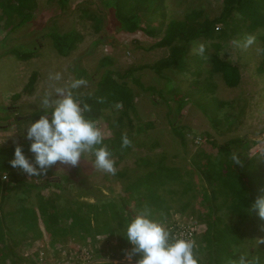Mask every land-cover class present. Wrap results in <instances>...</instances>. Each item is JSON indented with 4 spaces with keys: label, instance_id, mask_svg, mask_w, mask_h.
Returning a JSON list of instances; mask_svg holds the SVG:
<instances>
[{
    "label": "rangeland",
    "instance_id": "obj_1",
    "mask_svg": "<svg viewBox=\"0 0 264 264\" xmlns=\"http://www.w3.org/2000/svg\"><path fill=\"white\" fill-rule=\"evenodd\" d=\"M136 6L139 7V3ZM84 9L91 12L97 11V15L103 19V29L93 26L94 20L85 16ZM221 9L222 0H164L162 6L149 10V23L145 19L140 22L142 26L154 27L151 29L153 34H149L142 30L130 32L118 29L112 16L113 12L107 7L104 10L99 0H68L67 8L63 10L55 0H37V8L33 14L34 22L41 21L40 27L32 22L31 25H22L8 33L5 31L7 29L0 30V146L21 145L27 141L24 138V132L32 122L29 118L30 114L34 111L48 110L45 109L42 101L46 96L52 100L56 99L57 88L71 90L72 94L92 93L106 69H112L111 75L118 83L132 87L136 107V115L131 114L132 125L122 129L118 135L114 134V130H101L102 125L113 123L118 107L102 110L96 120V123H99L96 126L101 133L111 138V156L115 164H118L117 167L114 165L116 169L114 175L97 169L94 163L95 157L90 152L84 153L75 167L57 162L42 176H30L17 168L15 182L8 185V188L16 186V189L9 190L8 195L4 197V209L15 208L20 202V196H24L22 197L24 204L35 200L40 195L39 180H44L63 184L64 190L53 186L45 189V193L53 197V200H57L59 205L71 204L79 197L92 200L96 196L103 200L127 196L167 204L170 209L168 214L154 215L159 217L155 221L163 227L167 225L175 230L181 225L186 226V229L178 230L184 239L202 241V234L206 229L203 224L214 221L207 218L206 214L217 215L222 223L224 221L228 223L230 221L228 217L233 218L231 221L235 223H238L237 219L241 218L244 220L240 229L247 232L248 236L241 240L240 246L244 249L242 250L244 255L249 257L252 263V255L258 256L256 250L264 248V219L259 218L256 211L252 209L251 203L243 206L240 212L230 211L223 202V196L218 194L211 197L213 210L210 212L211 206L205 197L211 195V187L208 183L198 180L193 168L199 165L195 163L196 161H203L204 154H207L208 162L214 160V156L221 159L226 157V154L216 155V151L210 148L207 139H214L221 143L230 138L245 135L249 139L247 155L260 153L264 156V72L259 70L260 54L257 51L263 43L264 26L245 34L256 37L255 44L247 49L233 44L234 40L243 41L246 36L241 33L232 34L231 27L227 31V36L223 38L225 40L203 37L190 42L188 56L191 63L189 70H185V73L165 69L163 76H158L148 67H144L167 58L168 48L156 47L155 44L163 37V25L169 19H182L192 10L201 11L203 17H213ZM43 25L44 28H41ZM54 25L61 31L74 28L82 35L76 47L66 56L57 53L45 30V27ZM218 26L222 27L221 24ZM30 42L36 45H32L35 55L31 58L21 59L8 51L11 47H17L20 50L30 49L31 46L26 44ZM216 43H221L219 48L215 47ZM200 44L205 46L203 55L196 52ZM213 52H216L219 58L228 60L239 67L240 82L237 86H227L220 74L211 71L208 58ZM105 57L110 58V64H101V60ZM75 68L84 69L87 79H83L86 81L84 85L71 89V82L76 80ZM130 69H135L132 74L129 73ZM33 72L36 75L31 77ZM57 73L60 74L59 80L50 78ZM165 76L173 80L171 85L175 93L169 91L160 96L156 92L146 91L140 87L154 85L158 88ZM132 77H139L138 84L133 82ZM206 85L209 89L207 93ZM177 93H192L200 109L195 104L186 103L179 112H176L175 101L165 102L164 100ZM212 96L218 100H229L230 104L220 108L213 103ZM207 108V114L216 109L221 118V123L217 127L207 119L204 113ZM168 109L173 115L167 112ZM169 118L176 119L178 125L189 127V130L184 131V144H181L179 137L171 131ZM141 123L151 125L146 126L144 132H137L135 128ZM123 135H127L132 140L127 148L121 146L119 137ZM26 156L32 162V153L29 150ZM140 156L152 157L160 164H163V158L165 168H171L175 162V165H179L176 169L180 173V181L173 185H171L172 182H168L160 189L146 195L144 194L148 192L146 190L137 188L132 190L131 185L136 182V174H139L142 169L137 171L129 164H133V160ZM138 162L135 164L140 166L141 162ZM149 168L151 171L154 170L152 167ZM200 172L204 174L201 170ZM7 179L0 175L2 182L6 183ZM27 185H36L37 188L30 189L29 194H25L23 190ZM194 186L197 187L194 188ZM203 191H207V194H203ZM116 201L120 203L119 199ZM126 201V204L134 210L133 200ZM161 210L164 211V209ZM37 215L42 218L34 223L37 229L28 231H25L24 227L21 230V227L14 226L20 222L17 214L13 213V216L11 214L9 218L11 220H4L6 221L4 224L12 230L10 233L5 231V241L13 242L8 236L10 234L13 235L14 241L20 240L16 241L19 243L16 251L23 260L20 263H11L7 259L4 264H81L83 261L84 264H95L97 261L100 262L96 264H110L109 262L136 264L140 258L139 254L132 253L130 247L118 246V243L123 242L117 241L114 236L107 239L99 235L98 240L60 236L44 224L41 231L39 224L41 221L44 222L45 216L43 217L39 211ZM151 218L154 217L151 216ZM109 220H113V215ZM63 221L67 224L70 222L68 217H64ZM125 221L126 218L118 225L119 234L122 232ZM252 221L258 222V225L262 223L263 226L258 228L257 232L252 231L256 226V223ZM188 227L199 230V234L196 235ZM211 227L215 229L216 226ZM104 234L106 235L105 232ZM76 247L82 251V257L86 261L78 258L81 253L74 250ZM73 251H77L78 255L72 254L70 258ZM26 255L29 256L26 257ZM129 257L131 259L127 260ZM258 260L259 258H256L254 264ZM232 261L230 258V262Z\"/></svg>",
    "mask_w": 264,
    "mask_h": 264
},
{
    "label": "trees",
    "instance_id": "obj_2",
    "mask_svg": "<svg viewBox=\"0 0 264 264\" xmlns=\"http://www.w3.org/2000/svg\"><path fill=\"white\" fill-rule=\"evenodd\" d=\"M99 1L104 10L107 7L113 12L112 16L116 21L115 23L118 29L130 32L142 30L149 34H153L151 29L154 27L152 25L142 26L140 22L145 19L149 23V10L164 4V0ZM55 2L62 10L67 8L68 0H55ZM137 3H139V7L136 6ZM36 8L37 0H0V30L7 29L5 31L8 33L18 27H22V25H31V23L34 22L33 13ZM84 12L86 17L90 20H94V27L103 29V19L97 15V11L91 12L84 9ZM40 23L34 22L33 24L40 27ZM219 24H221L222 27H219ZM263 26L264 0H222L221 11L213 17H203L201 11L192 10L186 13L182 19H169L163 25L164 35L156 42L155 46L167 47L168 56L164 60L157 61L153 65H145L144 67H148L158 76H163V70L165 69H173L174 71L185 73V70H189L191 63L188 56L190 42L199 40L203 37L212 39L221 38V40H225L223 38L227 36L226 34L230 27L232 34L241 33L245 35ZM41 28H44V25ZM45 30L47 31V35L50 36L55 50L62 56L69 54L76 47L77 42L82 38V35L74 28L61 31L58 26L54 25L45 27ZM260 39H262L261 36ZM26 44L31 46V48L20 50L17 47H11L8 51L21 59L31 58L35 55L34 47H32L34 44L31 42ZM220 45L221 43H216L215 47L219 48ZM260 49H264V35ZM259 54V70L264 72V53ZM208 61L211 66V71L220 74L223 82L227 86L235 87L239 84L240 72L236 64L219 58L216 52L209 55ZM110 63L111 60L108 57L101 60L102 65ZM111 70L112 69L105 70L100 81L97 83L96 89L92 93L82 95L73 94V96L76 100L81 102L82 105L88 104L90 106V111L85 112L84 115L87 119L94 121L95 124H99L96 123V120L102 110L118 107L116 111L117 116L113 123L102 125L101 129L107 131L114 130V134L118 135L122 129L132 125L131 114L136 115V107L134 94L131 90L132 87L118 83L111 75ZM134 70L135 69H130L129 73L132 74ZM74 71H76V79H87L84 69L75 68ZM35 75L36 73L33 72L31 77ZM138 79L139 77H132L135 84H138ZM172 81L170 77L165 76L164 81L158 88L154 85L146 87L142 85L140 87L144 90L146 89V91L156 92L160 96H163V94L169 91L175 93L174 87L171 85ZM191 84L194 86V83L191 82ZM205 89L206 93L209 92L207 85ZM15 97L16 96H14V98ZM212 98L214 99L213 103L220 106V108L230 104L229 100H218L213 96ZM165 99L167 101L170 99L175 101L176 112H179L183 104L186 103L198 106L192 93H177ZM50 112L51 109L34 111L30 114L29 118L31 121H34L42 115H50ZM167 112L173 115L170 109H168ZM207 112L208 110L204 111L207 119L211 124L213 123V125L217 127L221 123V118L216 112V109L211 110L210 114H207ZM169 124L171 131L179 137L180 143L184 144V131L189 130V127L178 125L174 118H169ZM150 125V123L145 125L142 123L137 124L135 129L137 132H144L146 126L149 127ZM102 136L103 141L101 146L108 147L110 151L112 144L111 138H109V135L106 136L102 134ZM119 139L121 140V137H119ZM207 141L209 142L210 148L216 151V155L224 156V154H226V157L222 159L214 156V160H211V162H208L207 154H204L203 161H196L195 163L199 165L193 168L198 180L208 183L211 187V195L205 197L211 206L210 212L213 210V201L211 197L215 196V194L223 196L225 206L232 212H240L243 206L249 205L250 203L252 204L258 196L264 195V156L260 153H250L247 155L248 152L246 149L249 145V139L245 135L233 137L221 143L214 139H207ZM15 146L17 145L0 146V175L4 178H8L6 183L0 180V264H4L7 259L8 261L10 260L11 263H20L23 261L16 251L19 244L16 241L19 239L14 241L13 235L10 234L8 236L13 242L8 243L5 241V231L10 233L12 230L4 224L6 223L4 220H11L9 218L11 214L13 216V213L17 214L19 217L17 218L20 219V222L14 224V226L21 227V230L23 227L25 231L37 229L34 223L39 222V219L42 220L41 216L37 215V211H39L43 217L45 216L44 222L41 221L39 224L41 231L44 228V224L47 228L54 230L55 233L60 236L67 235L87 240H98L99 235L107 239H111V236H114L117 238V241L123 242L118 243V246L130 247L132 249V246L124 237L126 222L134 218L145 207L150 211L151 216L154 217L152 219L154 220L159 219V217L156 216L160 214L166 213L164 215H167L170 210L167 204L149 202L127 196H117L116 198L107 200H103L98 196L92 200L79 197L71 204L65 203L59 205L57 204V200H53V197L45 193V189L49 186H53L64 190L62 187L63 184L44 180H39L38 187H40V195L35 200H30L28 204H24V199L22 198L24 196H20V202L16 204L15 208L13 207V209L5 210L3 206V202L5 201L4 197L8 195L9 190L12 188H14V190L16 189V186L8 188V185L12 184L13 181L15 182L16 169L19 168H13L10 165V161L13 159V150ZM19 146L22 147L24 154L27 155L29 142L25 141ZM133 161V164L129 165L137 169V171L141 169L142 171L136 174V182L134 184L132 183L131 189L135 190V188H137L148 191L144 193L145 195L148 193L151 194L154 190H157L160 186L168 182L173 181L177 183V181L181 179L178 170L167 169L163 166V158V164L154 161V158L148 156H140ZM138 161L141 162L140 166L135 164ZM115 165L117 167L118 164ZM149 167L154 168V170L151 171ZM200 170L204 173L203 175ZM157 178H159V180ZM195 187L197 186H194V188ZM33 188H37V186L27 185L23 191L25 194H29L30 189ZM202 193L207 194V191H203ZM117 199H119L120 203L116 201ZM229 199L230 202H228ZM126 200H128V202L133 200L134 210L126 204ZM161 209H164V211ZM111 215H113V220H109ZM205 216L214 221L206 222L207 229L202 234V241H196L195 244L194 254L200 261V264H239V255L245 254L242 251L244 249H241L240 246L241 240L248 236L247 232L245 233L240 229L244 219H237L238 224L231 221L233 218L227 216L230 221L228 223L226 221L222 223L215 214H206ZM64 217L69 218L70 222L68 224L67 222L64 223ZM124 218H126V221L122 227L121 234H119L117 230L118 225ZM252 222L256 223L252 231L257 232L258 228L263 226L262 223L258 225V222ZM217 224L219 226H217ZM214 225L216 227L212 229L211 226ZM79 231L82 232L80 233ZM210 234L212 235L209 236ZM256 252H258V256L252 255L253 262L251 264H254L256 258H259L256 264H262V260L264 259V248H258ZM230 258H232V262H230ZM246 259L250 261V258L247 256Z\"/></svg>",
    "mask_w": 264,
    "mask_h": 264
},
{
    "label": "clouds",
    "instance_id": "obj_3",
    "mask_svg": "<svg viewBox=\"0 0 264 264\" xmlns=\"http://www.w3.org/2000/svg\"><path fill=\"white\" fill-rule=\"evenodd\" d=\"M255 42L256 37L248 35L243 41L234 40L233 44L247 49ZM257 51L264 53V49ZM196 52L203 55L205 46L200 44ZM50 78L59 80L60 74L57 73ZM85 83L83 79H76L71 82L70 88L76 89ZM56 96L54 100L46 96L42 101L45 109H51L50 115H42L35 119L24 132V138L29 141L28 150L32 153V162L24 154L22 147L17 145L14 147L10 165L13 168L19 167L30 176H42L57 162L75 167L82 155L90 152L95 157L97 169L114 175L115 161L111 152L101 146L102 133L95 122L84 115L90 111V106L82 105L76 100L71 90L57 88ZM130 145L131 140L127 135H123L121 146L127 148ZM252 209L259 218L264 219V195L254 200ZM124 237L132 246V253L139 254L140 258L136 264H200L194 254L195 241L172 237L169 231L151 218L147 207L126 222ZM238 260L239 264H251L245 255H239Z\"/></svg>",
    "mask_w": 264,
    "mask_h": 264
},
{
    "label": "bare ground",
    "instance_id": "obj_4",
    "mask_svg": "<svg viewBox=\"0 0 264 264\" xmlns=\"http://www.w3.org/2000/svg\"><path fill=\"white\" fill-rule=\"evenodd\" d=\"M103 41H104V39H103ZM170 100H172V99H170ZM170 100H164L165 102H169ZM199 108V107H198ZM200 109V108H199ZM206 110H208V108L206 109ZM204 111V110H203ZM204 225L207 227V224H206V222L204 223ZM181 229H186V226H184V225H181V227L179 228V229H177V230H175V229H173V228H170V226H167V231H169V233H170V235L172 236V237H175V238H183V236H181V234H180V232L178 231V230H181ZM188 229H190V230H193V232L197 235V230H195V228H193V227H188ZM102 237V236H101ZM103 238V237H102ZM192 238V237H191ZM191 240H193V239H191ZM193 241H195V244H196V241L197 240H193ZM112 242H114V241H112ZM111 243V242H110ZM115 245V244H114ZM77 252V251H76ZM27 256H29V255H26V257ZM70 258H72V254H71V257ZM78 258H80L82 261L83 260H85V258H83L82 256H78ZM86 259H88V258H86ZM86 261V260H85ZM98 262V261H97ZM23 263V262H22ZM109 263H112V264H119V263H116V262H109ZM81 264H84V261L81 263Z\"/></svg>",
    "mask_w": 264,
    "mask_h": 264
},
{
    "label": "crops",
    "instance_id": "obj_5",
    "mask_svg": "<svg viewBox=\"0 0 264 264\" xmlns=\"http://www.w3.org/2000/svg\"><path fill=\"white\" fill-rule=\"evenodd\" d=\"M178 166H179V165H175V163H173L170 169H173V170H174V169H176V167H178ZM166 168L168 169V167H166ZM176 170H177V169H176ZM171 182H172L171 185L175 184V182H173V181H171ZM169 185H170V184H169ZM160 188H161V186H160ZM160 188H159V189H160ZM193 211H194V210H193ZM194 213H196V212H194ZM203 225H204V224H203ZM204 226H205V225H204ZM164 228L167 230V225H165ZM205 228L207 229L206 226H205ZM206 229L203 231V233L206 231ZM197 234H199V230H197ZM127 260H129V259L127 258ZM99 262H100V261H98V262H96V263H99ZM96 263H95V264H96ZM110 264H112V263H110Z\"/></svg>",
    "mask_w": 264,
    "mask_h": 264
},
{
    "label": "built area",
    "instance_id": "obj_6",
    "mask_svg": "<svg viewBox=\"0 0 264 264\" xmlns=\"http://www.w3.org/2000/svg\"><path fill=\"white\" fill-rule=\"evenodd\" d=\"M74 250H77V251L80 252V253L82 252V251H80L77 247H76ZM71 254H73V255H78V254H77L76 252H74V251L71 252ZM78 256H79V255H78ZM81 256H82V253H81Z\"/></svg>",
    "mask_w": 264,
    "mask_h": 264
}]
</instances>
